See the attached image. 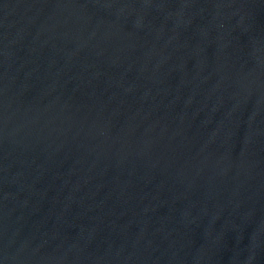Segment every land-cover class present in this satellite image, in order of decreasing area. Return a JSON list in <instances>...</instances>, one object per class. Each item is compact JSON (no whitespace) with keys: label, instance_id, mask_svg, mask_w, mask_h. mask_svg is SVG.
Masks as SVG:
<instances>
[{"label":"water","instance_id":"obj_1","mask_svg":"<svg viewBox=\"0 0 264 264\" xmlns=\"http://www.w3.org/2000/svg\"><path fill=\"white\" fill-rule=\"evenodd\" d=\"M0 264H264V0H89L3 68Z\"/></svg>","mask_w":264,"mask_h":264}]
</instances>
